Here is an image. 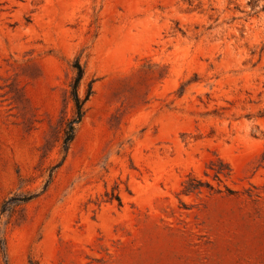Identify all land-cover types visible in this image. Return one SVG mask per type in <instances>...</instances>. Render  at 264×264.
<instances>
[{
    "label": "rangeland",
    "instance_id": "rangeland-1",
    "mask_svg": "<svg viewBox=\"0 0 264 264\" xmlns=\"http://www.w3.org/2000/svg\"><path fill=\"white\" fill-rule=\"evenodd\" d=\"M0 264H264V0H0Z\"/></svg>",
    "mask_w": 264,
    "mask_h": 264
},
{
    "label": "trees",
    "instance_id": "trees-1",
    "mask_svg": "<svg viewBox=\"0 0 264 264\" xmlns=\"http://www.w3.org/2000/svg\"><path fill=\"white\" fill-rule=\"evenodd\" d=\"M75 68L77 70V76L72 84V97H73V100L76 106V116L71 121L68 122L67 127L65 129V139H64L65 150H68L70 143L74 139L75 127L82 120L83 113H84L83 106L88 99V95H87V97L84 100H82L78 92L80 82L84 75L83 68L80 65V63H76Z\"/></svg>",
    "mask_w": 264,
    "mask_h": 264
}]
</instances>
